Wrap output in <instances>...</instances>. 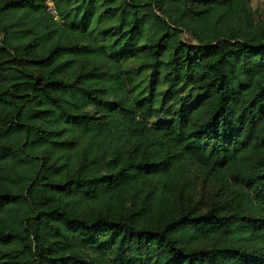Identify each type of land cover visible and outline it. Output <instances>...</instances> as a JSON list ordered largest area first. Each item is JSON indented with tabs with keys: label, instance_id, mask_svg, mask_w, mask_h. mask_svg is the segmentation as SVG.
Masks as SVG:
<instances>
[{
	"label": "trees",
	"instance_id": "16d2710c",
	"mask_svg": "<svg viewBox=\"0 0 264 264\" xmlns=\"http://www.w3.org/2000/svg\"><path fill=\"white\" fill-rule=\"evenodd\" d=\"M51 1L0 0V264H264V0Z\"/></svg>",
	"mask_w": 264,
	"mask_h": 264
},
{
	"label": "rangeland",
	"instance_id": "374dc122",
	"mask_svg": "<svg viewBox=\"0 0 264 264\" xmlns=\"http://www.w3.org/2000/svg\"><path fill=\"white\" fill-rule=\"evenodd\" d=\"M259 1L258 0H254V4H257ZM50 11V10H49ZM180 26H182L183 28L185 27H189V24H186V23H180ZM219 35V33L217 32V31H215V30H210L209 31V33L208 34H203V35H201L200 36V39H204L205 37H207V36H210V37H212V38H217V36ZM183 40H185L186 42H191V43H193V42H196L195 40H193V39H188V33L187 32H185L184 33V36H183V38H182ZM136 136H137V138L139 139V141L141 142V144L142 143H144V142H148V141H150L151 139H152V137H153V135H149V134H146V133H142V132H136ZM200 187L201 186H197V188L198 189H200Z\"/></svg>",
	"mask_w": 264,
	"mask_h": 264
},
{
	"label": "built area",
	"instance_id": "2783aa9c",
	"mask_svg": "<svg viewBox=\"0 0 264 264\" xmlns=\"http://www.w3.org/2000/svg\"><path fill=\"white\" fill-rule=\"evenodd\" d=\"M45 3L48 6V10H50L51 13H55L54 12V6H53V2L51 0H45Z\"/></svg>",
	"mask_w": 264,
	"mask_h": 264
}]
</instances>
